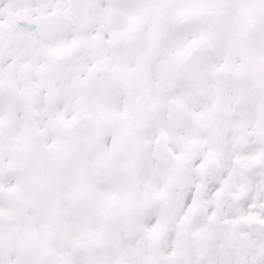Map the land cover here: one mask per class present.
I'll use <instances>...</instances> for the list:
<instances>
[{"label":"snow or ice","instance_id":"1","mask_svg":"<svg viewBox=\"0 0 264 264\" xmlns=\"http://www.w3.org/2000/svg\"><path fill=\"white\" fill-rule=\"evenodd\" d=\"M0 264H264V0H0Z\"/></svg>","mask_w":264,"mask_h":264}]
</instances>
